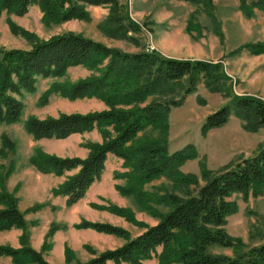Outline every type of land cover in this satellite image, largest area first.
<instances>
[{"label":"rangeland","instance_id":"obj_1","mask_svg":"<svg viewBox=\"0 0 264 264\" xmlns=\"http://www.w3.org/2000/svg\"><path fill=\"white\" fill-rule=\"evenodd\" d=\"M119 4L120 14H128L140 26L139 31L129 32L133 41L109 34L110 5L87 6L85 17L64 21L48 17L37 4L20 15L2 8L0 2V49H31L36 42L74 32L129 53L154 47L166 57L221 62L229 76L224 82L226 90L212 91L201 79L181 105L171 107L164 131L152 127L137 138L138 142L167 140L170 154L193 144L198 156L185 161L176 173L136 185L125 159L110 153L101 177L88 188L84 198L69 205L61 189L77 175L81 165L62 174L44 173L33 164V159L40 154L86 160L94 146L114 138L116 131L112 126H105L75 132L65 138L36 137L30 121L111 110L98 97L71 99L61 91L63 87L101 74L108 59L70 67L62 76L39 77L35 91H24L18 97L24 104L20 119L0 121V193L6 192L14 198L25 216V225L0 231V246L14 249L30 246L51 264L87 262L107 250L122 247L158 224L173 208L164 197L188 198L213 175L255 155L264 146V127L246 130L236 114L230 115L222 127L202 133L206 117L231 103L235 96L254 95L264 100V52L254 54L244 49L233 54L240 44L264 43L262 11L257 14L254 11V16L247 20H238L233 19L235 13L222 17L210 5L196 0H119ZM216 16L222 20H216ZM238 23L247 26L244 35L236 28ZM188 79L182 78L171 95H182ZM156 99L152 96L134 104L143 107ZM134 104L116 107L130 108ZM204 169L208 172L204 173ZM181 176H195L198 185L184 187ZM229 200L235 210L226 216L225 223L220 227L212 224L203 227L222 228L235 244H213L210 251L232 256L237 249L264 244V189L260 193L253 189L234 192ZM6 207L0 199V210ZM84 222L111 224L125 234L84 227ZM179 235L181 239L188 238ZM163 251L164 246H158L142 264H158ZM0 264L15 262L12 257L0 256Z\"/></svg>","mask_w":264,"mask_h":264},{"label":"trees","instance_id":"obj_2","mask_svg":"<svg viewBox=\"0 0 264 264\" xmlns=\"http://www.w3.org/2000/svg\"><path fill=\"white\" fill-rule=\"evenodd\" d=\"M196 1H203L206 5L211 2ZM0 2L2 8L20 15L26 13L29 6L37 4L48 17L64 21L85 17L87 6L110 5L108 30L111 36L133 41L129 32L140 30V26L128 14H120L119 0ZM247 7L246 1L242 0V8L249 14ZM244 49L259 54L264 52V43L243 44L233 50V54ZM105 58L108 62L101 74L63 87L61 91L71 99L98 97L110 105L111 110L30 121V129L36 137L65 138L75 132L105 126H112L116 131L114 138L103 145L94 146L86 160L40 154L33 159V164L44 173L62 174L81 165L77 175L61 189L69 205L84 198L88 188L101 177L110 153L125 159L136 185L143 180L178 172L185 161L198 156L193 144L170 154L167 140L138 142L137 138L141 132L152 127L164 131L171 107L181 105L201 79L212 91L226 90L224 82L229 79L221 62L166 57L155 49L129 53L82 34L66 32L36 42L31 49H0V121L15 122L20 119L24 104L18 97L24 91H35L39 77L62 76L70 67L88 61L98 63ZM184 77L189 79L183 86L182 95L172 96L176 92V84ZM152 96L158 99L143 107L134 104ZM131 104L134 106L130 108L116 107ZM232 114L242 119L246 130L257 131L264 127V100L254 95L235 96L231 103L206 117L202 133L222 127ZM205 172L208 170L204 169ZM181 177L184 187L198 185L195 176ZM251 189L258 193L264 189V146L255 155L238 160L213 175L199 187L197 193L188 198L174 195L164 197L173 208L158 224L122 247L107 250L81 264H108L109 261L114 264H142L160 245L164 246V251L160 254L158 264H264V244L237 249L232 256L212 253L210 246L213 244L234 246L235 242L222 228L211 230L203 227L205 224L215 227L223 225L226 216L235 210L229 200L232 194ZM11 198L6 192L0 193V199L7 204L5 209L0 210V231L25 225L24 213L16 205L15 199ZM82 226L121 236L125 234L121 228L107 223L84 222ZM179 234L188 238L181 239ZM0 256L12 257L15 264H51L30 246L21 249L0 246Z\"/></svg>","mask_w":264,"mask_h":264},{"label":"crops","instance_id":"obj_3","mask_svg":"<svg viewBox=\"0 0 264 264\" xmlns=\"http://www.w3.org/2000/svg\"><path fill=\"white\" fill-rule=\"evenodd\" d=\"M245 1H246V5L248 6L247 9H249V14L246 12V10H244V8H242V0H211L210 7L213 10H215L214 12L216 13V15H222V17L230 13H235L236 16H234L233 19H235L236 17V19L238 20H240L241 18H243V20L244 19L247 20L248 17H251L252 15L254 16V11L256 14L260 11L264 13V0H245ZM258 2L259 4L256 5V3ZM215 18L216 20L218 19V21L222 20V18H217V16ZM238 27L236 28L239 30V32H243L242 34L244 35L247 26L244 25L243 23H238ZM243 43H246V41Z\"/></svg>","mask_w":264,"mask_h":264},{"label":"built area","instance_id":"obj_4","mask_svg":"<svg viewBox=\"0 0 264 264\" xmlns=\"http://www.w3.org/2000/svg\"><path fill=\"white\" fill-rule=\"evenodd\" d=\"M153 48H154V47H148L147 50H148V49H149V50H152Z\"/></svg>","mask_w":264,"mask_h":264}]
</instances>
